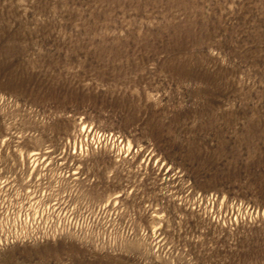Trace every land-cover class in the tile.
Segmentation results:
<instances>
[{
    "label": "rangeland",
    "instance_id": "obj_1",
    "mask_svg": "<svg viewBox=\"0 0 264 264\" xmlns=\"http://www.w3.org/2000/svg\"><path fill=\"white\" fill-rule=\"evenodd\" d=\"M0 264H264V0H0Z\"/></svg>",
    "mask_w": 264,
    "mask_h": 264
}]
</instances>
